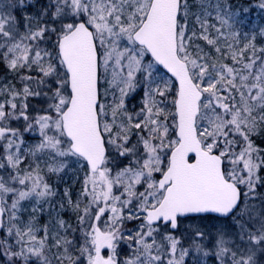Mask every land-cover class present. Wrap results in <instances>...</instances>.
I'll return each instance as SVG.
<instances>
[{"label": "snow or ice", "instance_id": "1", "mask_svg": "<svg viewBox=\"0 0 264 264\" xmlns=\"http://www.w3.org/2000/svg\"><path fill=\"white\" fill-rule=\"evenodd\" d=\"M0 72V264H264V0H0Z\"/></svg>", "mask_w": 264, "mask_h": 264}, {"label": "rangeland", "instance_id": "2", "mask_svg": "<svg viewBox=\"0 0 264 264\" xmlns=\"http://www.w3.org/2000/svg\"><path fill=\"white\" fill-rule=\"evenodd\" d=\"M4 77H5V73L4 74L1 73L0 74V78H4ZM6 78L8 80L12 79L11 75H7ZM254 139L256 140L257 144H261V146L264 145V143H262V141H264V133H262L259 137H254ZM80 175L81 174L79 172H77L76 175H72L71 173H69V175L63 176L62 180H58V178L56 176H50V177H46V178H48L49 182L52 183L53 186L57 188L58 193L60 195H62L63 189L65 187H70L73 193H75L76 191L79 190L80 181H79V179H77V177H79ZM65 181H66V183H65ZM60 195H58L57 197L53 198V201H52V203L54 205H56L57 208L59 207V203L62 202L61 199H60ZM62 216H63L64 219H70V220L74 219V218L70 217V214L68 212H63ZM52 217L53 218L55 217V212H52ZM25 218H27V215L25 216ZM49 221H50V217L47 214L41 215L39 217V222L41 224L49 223ZM49 226L52 227L53 225L49 224Z\"/></svg>", "mask_w": 264, "mask_h": 264}, {"label": "trees", "instance_id": "3", "mask_svg": "<svg viewBox=\"0 0 264 264\" xmlns=\"http://www.w3.org/2000/svg\"><path fill=\"white\" fill-rule=\"evenodd\" d=\"M243 2L245 3V4H247L248 3V0H243ZM253 2H256V0H253ZM1 73H3L4 74V72H0V74ZM13 83H15V81L13 80ZM262 147H264V145H262Z\"/></svg>", "mask_w": 264, "mask_h": 264}]
</instances>
